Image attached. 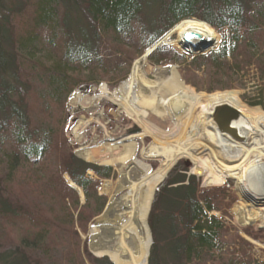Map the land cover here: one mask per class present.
I'll list each match as a JSON object with an SVG mask.
<instances>
[{
	"label": "trees",
	"instance_id": "1",
	"mask_svg": "<svg viewBox=\"0 0 264 264\" xmlns=\"http://www.w3.org/2000/svg\"><path fill=\"white\" fill-rule=\"evenodd\" d=\"M188 18L204 21L219 32H234L239 39L234 48L221 46L195 55L188 65L216 71L227 65L229 74L234 70L243 74L254 65L264 75L256 56L264 46V0H0V147H4L3 135L8 142L0 152L4 179L10 184L22 165L36 166L43 173L41 199L32 208L10 200L0 190V226L25 217L37 228L32 239L8 247L1 242L0 264H84L73 212L77 210L78 218L85 211L99 214L106 203V197L97 193L99 181L87 176V171L107 179L111 167L79 159L49 121L34 118L38 98H43V92L54 101L65 96L73 73L104 71L110 55L113 60L131 55L122 60V65H128L132 54L141 55ZM39 50L45 52V60H32ZM148 59L158 65L185 57L171 46L160 45ZM259 98L264 99V94ZM185 171L172 168L155 189L147 219L152 236L147 264H249V252L241 248L249 244L238 233L229 234L231 227L213 214L225 216L230 208L235 197L231 183L201 189L199 179ZM65 175L83 193L85 205L79 209V196ZM48 197L61 215H55ZM78 218L84 228L87 219ZM241 231L264 240L263 230L245 226ZM59 233L69 238L75 250L69 245L67 253L61 254L49 247L48 235L55 238ZM87 258L90 264H112L105 257Z\"/></svg>",
	"mask_w": 264,
	"mask_h": 264
},
{
	"label": "bare ground",
	"instance_id": "2",
	"mask_svg": "<svg viewBox=\"0 0 264 264\" xmlns=\"http://www.w3.org/2000/svg\"><path fill=\"white\" fill-rule=\"evenodd\" d=\"M173 33L176 34L173 42L185 54H190L194 47H201L199 40H193L190 45L184 41L188 33L201 35L205 41L211 42V47L220 42L214 29L194 18L177 23L161 43H168ZM165 75L168 76L163 79ZM162 87L168 89L167 98L159 97ZM97 97L110 100L122 109L138 125L139 132L110 141L104 148L111 149L121 142L123 157L128 158L130 164L124 173L120 172L115 192L124 194L111 198L104 217L91 228L94 234L98 225L113 226L120 249L108 248L96 252V255L108 256L113 264H147L151 241L147 217L154 189L181 159L190 164L192 172L202 176L206 186H221L225 179H233L241 200L233 209L237 222L264 223V213L259 209L264 206V110L247 107L233 91L215 92L201 98L183 86L172 66L155 67L147 73L145 57L134 62L128 78L116 89L111 91L102 85ZM220 104L233 107L244 117L245 121L237 128L238 134L245 137L244 141L233 140L216 128L212 111ZM149 112L158 117L167 115L173 122L172 127L162 130L148 120ZM74 135L79 137L76 131ZM146 137L153 141L141 148V158L138 159L134 155L139 143L136 140L143 143ZM79 153L87 161H93L97 155L91 149ZM149 159L158 160L159 166L155 170L146 163ZM70 184L81 193L74 183ZM108 213L114 217L106 219ZM213 214L218 216V213ZM131 242L134 245L129 246ZM124 253L128 255V261L122 258Z\"/></svg>",
	"mask_w": 264,
	"mask_h": 264
},
{
	"label": "rangeland",
	"instance_id": "3",
	"mask_svg": "<svg viewBox=\"0 0 264 264\" xmlns=\"http://www.w3.org/2000/svg\"><path fill=\"white\" fill-rule=\"evenodd\" d=\"M19 28L20 24L18 22V29ZM216 33L220 38V42L215 47H210L209 49L215 50L217 47L219 48L221 46H224L226 49H232L238 44V39L235 38L234 32L225 29L220 32L216 31ZM175 39L176 34L173 33L169 38L168 44L164 45L171 46V48L176 50L179 54L184 55L185 59L181 61L166 62L158 65L154 64L149 61L148 53L145 54L146 50L149 48L145 49L141 55L135 56L132 54L133 58L128 65H122L124 63L122 60L124 58H129L131 55L128 56L129 54H125L122 57H115L114 60L110 55L108 61L109 67H106V70H95L91 73H87L86 71L73 73V82L70 86L71 89L67 92L64 90L66 92L65 96H61L54 101L51 98L44 96L45 92H43V98H38L37 101V104H40L38 107L35 106L33 109V117L36 119L41 118L46 122L49 121L48 123L56 128L59 138H62L63 136L66 138L72 152L79 159L87 163L104 165L112 168L114 175L112 178L106 179L102 182L99 191L109 200H111L112 197L114 198L124 194L121 191H118L117 193L115 192L117 191L120 172L124 173L130 162L128 158L123 157V146L121 142L117 143L111 149H104L106 148V143L116 141L135 132L138 133L139 128L138 125H136L122 111V109H118V107L110 100L98 98L97 96L102 85H105L112 91L123 83L128 78L131 68L137 59L146 56L145 71L147 73L152 72L155 67L164 68L172 66L183 86L192 90L195 94L201 95V98H206L207 94L215 92L233 91L247 107L264 110V99L259 98L260 94H264V75L260 74L259 69L256 66H250L248 71L245 70L243 74H236L235 70L233 74H229L230 70H227V65H225V67L222 66V69L219 71H216L211 67L197 69L196 67L188 65L190 59L192 58L191 56L193 55L183 54L182 50L173 42ZM263 48L264 46L262 47V51L257 52L258 55L256 54V56L258 57L260 64L264 66ZM127 50L130 53L129 49ZM108 51H110V49ZM45 56V52L43 50H39V52L34 53L33 58L31 59L36 60L41 58V60H45ZM22 60L25 62L24 58ZM255 67L257 68V71L255 70ZM224 72L227 73V75ZM167 76L168 75L163 76V79H166ZM161 89L159 97L167 98L169 96L167 91L168 89H166V87H162ZM58 100L59 102H57ZM250 103L257 105L251 106ZM148 120L155 123L162 130H168L173 125L172 120L167 115L158 117L156 114L149 112ZM75 131L79 134L78 138L74 135ZM3 137V146L5 147L8 144V142H6L7 137L5 135H3ZM108 138H111L112 140H108ZM136 141L139 143L135 148L134 155L140 159L141 157L139 156L141 148L150 145L153 140L151 137H146L144 138L143 143L139 140ZM4 147H0V152ZM87 149L96 151L97 155L94 157L93 161L85 160L79 153ZM146 163L149 164L153 170L159 166V162L156 159L146 160ZM176 166L179 167V169L186 170L187 175L197 177L200 181L201 187L203 186V189L209 188L203 183L202 176L192 172L190 164L186 163L183 159L178 160L172 168ZM39 171L40 169L37 170L36 166H19L15 171L13 181L8 184L4 179L5 166L0 161V190L10 200L24 203L27 207L32 208V206L37 204L36 202L40 201L43 192L41 183H39L40 179L43 177V173ZM45 174H48V172L45 171ZM231 180L233 182L230 186V192L232 193L231 196H235L237 199L234 197L231 201L230 208L227 209L225 216H220L219 214L218 216L221 217V221L231 227L229 234L232 235L234 233H238L249 244V247H241L247 248V251L249 252V264H264V240L254 239L241 231L247 223L248 225H253L251 226L252 228L264 231V228H259V226L264 227V223L260 221L244 223L237 222L233 209L236 205L238 206L237 201L240 196V192L238 185L236 186V182L233 179ZM47 202L49 203L50 208L55 212V215H61L58 206L54 204L55 201L53 199L50 200L48 197ZM84 205L85 199L82 198L81 194L77 209ZM251 208L253 209L255 207L253 206ZM259 209H261V212L264 213V206L261 208L259 207ZM88 210H91V208H88ZM46 215L49 216L48 214ZM76 215L77 210L73 212L74 230H76L79 236L80 244H78V248L84 264L89 263V258H87L88 256L91 258H98L96 252L100 250H106L109 248L110 250L116 251L120 249L118 245V234L114 233L115 229L113 226L101 224L98 225L96 233H91L92 226L97 224L99 218L104 217V213L99 215L94 214L92 211V214L88 215L87 211H85L81 214L83 217L81 216L78 218ZM111 217L114 216H110L109 214V217H106V219H110ZM77 218L87 219V223L84 228H81L82 222L77 220ZM36 230V226L27 221L25 217L16 218L11 221H3L0 226V243L4 242L3 245L8 247L19 243L23 239H32L36 234ZM48 238H50L48 239L49 247H54L60 251L61 254H66L67 248L70 246L71 251L76 248L74 244L70 245L69 238L64 234L59 233V235H56L55 238H51L48 235ZM84 239L85 244L83 243ZM129 240L132 239L129 238ZM83 244L85 249L83 248ZM132 245H134L133 242H131L129 246ZM225 248L226 247H224L221 252H223ZM122 258L128 261V255L126 253H124ZM243 262L244 261H242V264Z\"/></svg>",
	"mask_w": 264,
	"mask_h": 264
},
{
	"label": "water",
	"instance_id": "4",
	"mask_svg": "<svg viewBox=\"0 0 264 264\" xmlns=\"http://www.w3.org/2000/svg\"><path fill=\"white\" fill-rule=\"evenodd\" d=\"M193 40L201 41L200 44L201 47L199 46L194 47L193 51L189 55L203 53L211 47V42L205 41L204 38H202V36L199 34L188 33L184 36V41L189 45ZM159 43L160 41L157 44H155L149 51H147L146 54L149 53L152 49H154ZM212 120L214 121L216 128L218 129L219 132L229 136L233 140H238V141L244 140L245 137L240 136L238 134L237 128L238 126L242 125L245 120L242 114L238 110L234 109L233 107L227 104L217 105L214 107L212 111ZM150 245H151V241H150Z\"/></svg>",
	"mask_w": 264,
	"mask_h": 264
}]
</instances>
